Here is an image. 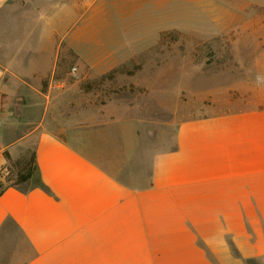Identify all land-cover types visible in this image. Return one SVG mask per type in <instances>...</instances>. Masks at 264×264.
<instances>
[{"label":"crops","instance_id":"obj_1","mask_svg":"<svg viewBox=\"0 0 264 264\" xmlns=\"http://www.w3.org/2000/svg\"><path fill=\"white\" fill-rule=\"evenodd\" d=\"M30 3L0 0V264L263 260L264 53L242 62L234 101L218 115L180 124L177 117L164 127L165 139L147 145L131 119L98 126L82 121L91 116L83 109L63 118L58 103L67 92L53 94L65 87L56 78V60L47 68L25 61L37 47L56 42L47 11H39L46 31L28 36L4 28L14 12L30 18ZM114 4L75 0L82 6L76 19L108 20L113 9L107 6ZM77 32L74 49L85 60L79 82L125 67L119 52L97 55L103 61L94 59L96 50L84 53L79 41L90 35ZM6 104L21 123L3 114ZM157 130L162 133V126ZM30 152L36 153L37 173L10 185L6 154L19 160Z\"/></svg>","mask_w":264,"mask_h":264},{"label":"rangeland","instance_id":"obj_2","mask_svg":"<svg viewBox=\"0 0 264 264\" xmlns=\"http://www.w3.org/2000/svg\"><path fill=\"white\" fill-rule=\"evenodd\" d=\"M55 1L34 0L30 18L18 11L4 21L5 29L14 27L30 36L39 28L46 31V23L39 26L40 9L51 18L56 42L31 51L26 66L37 61L47 68L56 60V78L65 81V87L54 88L53 94L67 92V100L58 103L63 118H75L83 109L91 116L82 121L98 126L109 119H131L141 126V140L147 145L165 139L164 127L177 117L180 124L218 115L234 101L242 62L264 53V0H114L107 6L113 9L108 20H77L82 6L78 9L75 0ZM78 30L90 35L79 41L84 53L96 50L94 59L103 61L106 58L97 55L119 52L125 67L90 73L79 82L85 60L74 49ZM225 89H232L230 97L223 95ZM11 107L6 104L3 114L21 123L23 118L14 116ZM249 264H264V259Z\"/></svg>","mask_w":264,"mask_h":264},{"label":"trees","instance_id":"obj_3","mask_svg":"<svg viewBox=\"0 0 264 264\" xmlns=\"http://www.w3.org/2000/svg\"><path fill=\"white\" fill-rule=\"evenodd\" d=\"M8 162L11 163V174L8 183L12 186H19L29 182L38 171L37 156L32 152L31 157L13 160L9 154H6ZM14 175L17 177L14 179Z\"/></svg>","mask_w":264,"mask_h":264},{"label":"built area","instance_id":"obj_4","mask_svg":"<svg viewBox=\"0 0 264 264\" xmlns=\"http://www.w3.org/2000/svg\"><path fill=\"white\" fill-rule=\"evenodd\" d=\"M77 69H74V71H76Z\"/></svg>","mask_w":264,"mask_h":264}]
</instances>
